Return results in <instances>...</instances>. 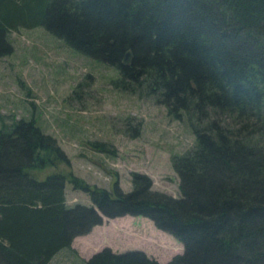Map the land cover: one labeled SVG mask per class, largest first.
I'll use <instances>...</instances> for the list:
<instances>
[{"label": "trees", "instance_id": "16d2710c", "mask_svg": "<svg viewBox=\"0 0 264 264\" xmlns=\"http://www.w3.org/2000/svg\"><path fill=\"white\" fill-rule=\"evenodd\" d=\"M36 26L112 68L116 89L185 119L194 141L170 158L178 197L135 173L126 193L68 175L94 207L67 206L61 173L36 176L63 159L54 140L34 116L0 113V264H47L100 215L123 214L182 252L160 263L104 247L80 264H264V0H0V52L8 31Z\"/></svg>", "mask_w": 264, "mask_h": 264}, {"label": "rangeland", "instance_id": "374dc122", "mask_svg": "<svg viewBox=\"0 0 264 264\" xmlns=\"http://www.w3.org/2000/svg\"><path fill=\"white\" fill-rule=\"evenodd\" d=\"M3 37L8 49L0 52V113L8 119L34 116L54 140L63 159L52 157V165L36 176L61 173L67 206L94 207L68 175L126 193L135 173L149 180L151 190L178 197L170 158L193 145L185 119H173L150 97L116 89L112 68L72 50L41 26L19 27ZM92 142L107 150L91 147ZM100 216L99 224L72 238L71 250L60 249L47 264H80L104 247L115 253L138 250L160 263L182 252L181 243L147 217Z\"/></svg>", "mask_w": 264, "mask_h": 264}, {"label": "water", "instance_id": "95a60500", "mask_svg": "<svg viewBox=\"0 0 264 264\" xmlns=\"http://www.w3.org/2000/svg\"><path fill=\"white\" fill-rule=\"evenodd\" d=\"M129 59H130V52L126 51L124 54V57H123V62L127 63L129 61Z\"/></svg>", "mask_w": 264, "mask_h": 264}]
</instances>
